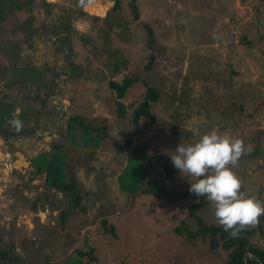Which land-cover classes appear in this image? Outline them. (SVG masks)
Instances as JSON below:
<instances>
[{"label":"rangeland","instance_id":"obj_1","mask_svg":"<svg viewBox=\"0 0 264 264\" xmlns=\"http://www.w3.org/2000/svg\"><path fill=\"white\" fill-rule=\"evenodd\" d=\"M114 1L94 0L85 8L80 0H18L20 9L0 23V96L10 90L2 65L19 58L44 67L39 98L24 99L32 112L21 116L22 101L14 97L13 112L0 125V249L14 244L12 252L21 258L14 264H80L76 249L89 245L97 261L83 256L84 264H218L226 259V249H211L208 238L190 241L184 230L172 231L181 218L196 227L184 200L150 209L153 197L123 190L117 174L130 154L153 155L157 148L174 167L171 155L179 144H194L216 129L257 148L233 171L245 195L264 202V0H137V19L130 0H119L117 9ZM83 9L103 17L87 16L88 23ZM30 15L40 33L27 30ZM144 23L153 28V49L147 47ZM151 53L154 60L146 70ZM112 60L120 71L114 79L140 77L122 99L126 113L121 117L108 87ZM143 79L160 98L151 105L155 121L141 116L136 126L131 115L144 93ZM19 86L11 91L18 93ZM74 113L105 124L107 134L98 146H84L83 135L70 131ZM43 151L61 153V171L76 176L82 194L79 207L64 221L59 214L68 208L67 198L31 163ZM152 164L160 168L154 157ZM214 211L209 202L198 213L215 221ZM104 218L114 224L116 235L104 230ZM262 226L263 233L255 228L250 240L264 248Z\"/></svg>","mask_w":264,"mask_h":264},{"label":"trees","instance_id":"obj_2","mask_svg":"<svg viewBox=\"0 0 264 264\" xmlns=\"http://www.w3.org/2000/svg\"><path fill=\"white\" fill-rule=\"evenodd\" d=\"M26 3L28 4V2ZM21 5L22 3L18 2V0H0V23L8 20L7 18H9V16L15 11L19 10ZM113 7L116 9L119 7V0L114 1ZM130 7L133 11L134 19H137L139 17V7L137 0H130ZM90 16L98 18L103 17L100 15L98 16L97 14H92ZM33 18L34 16L30 15V17H28L27 19L26 24L27 30H31V32L38 30V28L31 23ZM144 27L148 35L146 39L147 47L153 49L156 40L154 32L152 31L153 28L150 24L147 23H144ZM70 30L78 31L74 26H71ZM10 31L14 32L13 29H10ZM80 37L84 41L90 40L89 36L83 37L80 35ZM103 39H105L103 41L108 42V40H106L108 39L107 33L103 34ZM18 41L20 40L18 39ZM153 60L154 54L151 53L148 62L144 65V68L146 70L151 67ZM125 61L126 58H123V64H125ZM111 63L112 71H109L111 73V76L108 79V87L111 92H114V97L112 98V106L113 108H115L116 115L121 117L126 113L125 104L122 99L126 96V92L131 84L139 80L140 77L138 75L130 76L129 74H121L122 77L120 78V80H116L113 78V76L120 73V71L118 72L119 66L117 62L114 63V60H112ZM44 65L45 67L49 66L47 62H45ZM68 66L69 68H71L72 65L69 64ZM126 67L124 68V70L128 69ZM42 68L44 67H36L35 65L33 66L26 63H21V60L19 61V58L14 61V64H11L10 66L2 65L1 69L5 71V74H7L8 86L10 87V90L7 91L4 96H11L13 93L11 91V88H14L16 84L20 85L17 90L18 93H23V95L25 96H19L18 93H13L12 99H9V101H4V96H0V125L7 114H12L14 109V97L22 101L20 112L21 116L32 112V109L25 106L29 102L24 101V99L26 98V96H31L32 100L39 98L37 96V91L39 83L42 79ZM69 76H73L72 71H69ZM142 82L145 85V90L142 94V97L139 99V102L133 109V113L131 115V120L136 126L139 125V119L141 116L147 118L150 123L155 121V116L151 111V105L152 103L158 101L160 98L159 90L154 85L148 84L144 79L142 80ZM32 84H36V86L31 89L30 86ZM0 90H2L1 84ZM40 99L41 101H43V98ZM69 120L70 131L74 130L75 132H79L81 135H83L81 139L85 140L81 143L84 146H90L91 148L98 146L107 134L105 131L106 127L104 123L98 122L97 124H95L93 122H90L89 120H86L85 117L80 113L72 114L69 117ZM126 141L129 142L130 140L127 138ZM158 141L160 142V144H166V142L162 141V139L160 138L158 139ZM145 145L146 144H144V148ZM156 146L157 145L153 146L152 148H155ZM250 146L251 145H248L246 146V148H250ZM56 147L59 149L62 148L63 145L57 143ZM137 149L141 150L140 146ZM250 149L251 151H246L244 155H255L258 153L256 147ZM157 151L158 148L154 150L153 155L145 153L144 150L140 154V156H138L137 154H130L127 164L123 166L121 168L122 170L117 174V181L119 183V186L123 190H131L132 192L138 193V195H151L153 198L148 200V207L152 206L150 209H152L155 204L161 206L163 205V203L165 204V202H176L178 200H184L188 204V213L190 217L194 219L196 227H188L181 218L180 224L172 225V231L177 234H181V232L184 230L187 234L186 238L190 241H194L195 239H202L206 241V239L208 238L209 247L211 249H215L219 246L226 249V259L218 264H264V248L262 246L255 245L250 240V237H252L255 233V228H258L261 234L263 233L262 225H264V216L260 217L259 223L256 226L246 227L245 229L241 230L237 236L230 235L229 232L226 231L218 223L217 219L215 221H206L205 218L198 213V210L202 209L206 204H209V201L206 197L197 198L189 192V188L191 186L190 183L196 182L197 178L190 177L188 175H182L180 170V173L175 175V168L169 164L167 160L168 156L165 157L166 154H164L163 152L157 154ZM172 152L175 153L174 150H172ZM60 156L61 153L57 154L56 151H43L40 154L32 156L31 163L35 165L36 169L39 172L45 173V180L46 183L49 184V186H52L56 190L62 192V194L67 198L69 206L68 208L66 207L65 210L63 209L59 214L62 221H64L65 217L69 213L79 207L82 200V194L79 191L76 176H67L65 172L61 171L59 167V165L62 164ZM153 157L160 164L159 169L152 164ZM58 158L59 161H57ZM162 170H164L165 175H162ZM175 176L176 178H174ZM173 186L176 187V189H173L172 191ZM161 196L165 198L163 200L164 202L155 200V197ZM146 202L142 203L144 204V207L146 206ZM213 216L215 217V211L213 212ZM102 222L105 231L109 230L114 235H116L114 224L107 225L105 218ZM11 246L12 247L10 249H0V264H14L15 262L21 261L18 253L16 251L12 252L14 244H11ZM94 249L95 248L92 245H89L88 250H81L77 248V261H79L80 264H84L79 259L83 256H87V259L91 261H97V256L94 253Z\"/></svg>","mask_w":264,"mask_h":264},{"label":"clouds","instance_id":"obj_3","mask_svg":"<svg viewBox=\"0 0 264 264\" xmlns=\"http://www.w3.org/2000/svg\"><path fill=\"white\" fill-rule=\"evenodd\" d=\"M94 0H80L87 8ZM16 125L20 121L14 120ZM200 135L199 130H194ZM251 151L240 138L221 134L216 129L200 136L194 144H179L171 160L182 175L195 177L189 192L197 198L206 197L214 206L218 223L232 236L246 227L255 226L264 216V202L246 196L242 181L233 171L241 157Z\"/></svg>","mask_w":264,"mask_h":264},{"label":"crops","instance_id":"obj_4","mask_svg":"<svg viewBox=\"0 0 264 264\" xmlns=\"http://www.w3.org/2000/svg\"><path fill=\"white\" fill-rule=\"evenodd\" d=\"M83 10H84V9H83ZM83 14H84V16H85V19H84V20H85V21H88L86 17H87V16H90V15H92V14H95V13H91V12H88L87 10H84V13H83ZM97 15H98V14H97ZM88 23H90V22L88 21ZM39 31H41V30L38 29L37 32L40 33Z\"/></svg>","mask_w":264,"mask_h":264}]
</instances>
